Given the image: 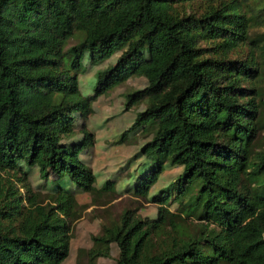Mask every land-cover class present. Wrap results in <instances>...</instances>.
Wrapping results in <instances>:
<instances>
[{
	"label": "trees",
	"instance_id": "16d2710c",
	"mask_svg": "<svg viewBox=\"0 0 264 264\" xmlns=\"http://www.w3.org/2000/svg\"><path fill=\"white\" fill-rule=\"evenodd\" d=\"M132 77L144 83L124 109H141L117 142L149 138L130 189L157 212L100 224L86 264L111 244L116 264H264V0H0V264H61L88 206L77 194L119 193L114 175L98 186L82 153L95 144L93 102Z\"/></svg>",
	"mask_w": 264,
	"mask_h": 264
},
{
	"label": "rangeland",
	"instance_id": "374dc122",
	"mask_svg": "<svg viewBox=\"0 0 264 264\" xmlns=\"http://www.w3.org/2000/svg\"><path fill=\"white\" fill-rule=\"evenodd\" d=\"M118 55L119 52L99 64L97 63V70L112 65ZM89 74L85 67L79 73L81 94L84 97L93 93V83L92 81L89 82ZM143 83L144 79L142 78H129L127 81L109 88L93 102V113L88 117V127L95 132V144L86 149L82 153V157L97 175L98 186H101L100 184L109 177H113V175V178L117 177L116 188L119 193H107L98 196L86 193L77 194L78 202L88 206L83 212L82 218L72 225L70 252L61 264H76L77 261L79 264L88 263L84 250L91 246V235L99 232L100 224L117 219L123 210H133L134 215L142 219L156 216L157 205L148 202L146 198L135 196L130 189L131 183H134L138 173L146 169L151 162L144 155L134 156L141 145L149 138L144 137V132L138 130V132L128 135L123 143L117 142L121 132L133 122L137 112L141 109L139 105H134L125 110V94ZM260 134L261 136L264 135V131H261ZM146 135L148 136V134ZM261 148H264V138H261L255 147L256 151ZM179 172L180 168L178 167L164 171L158 182L151 188L150 195L155 194L160 188L174 181ZM119 179L120 182L118 183ZM30 181L39 191H45L46 184H48L47 181L39 177L37 170H34L30 175ZM125 186H129L131 191L123 192ZM194 191L195 187L193 186L192 190L187 193L186 199L190 195L189 193ZM174 195L175 191H173L168 205L173 212L179 209V200L174 201ZM182 202L184 203L185 200L183 199ZM187 221L190 230L197 233L198 231L195 229L196 221L188 217ZM211 228H213V225H209V229ZM210 232L215 234L213 229ZM202 251L205 255H211V251L205 246L202 247ZM117 257L118 249L115 244H111L109 256L99 257L96 264H116ZM223 264L233 263L228 260Z\"/></svg>",
	"mask_w": 264,
	"mask_h": 264
}]
</instances>
